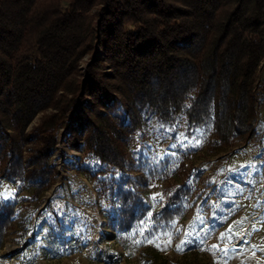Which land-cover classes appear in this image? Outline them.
Returning <instances> with one entry per match:
<instances>
[{
	"label": "trees",
	"instance_id": "16d2710c",
	"mask_svg": "<svg viewBox=\"0 0 264 264\" xmlns=\"http://www.w3.org/2000/svg\"><path fill=\"white\" fill-rule=\"evenodd\" d=\"M97 47L104 59H93ZM263 66L264 0H0L2 172L42 197L69 125L70 147L119 174L98 187L117 205L109 224L131 232L149 210L148 180L129 172L127 148L144 113L184 116L189 128L211 123L216 143L233 148L255 134ZM188 193L171 191L152 224L179 216ZM15 212L0 203V243ZM22 226L25 239L28 221Z\"/></svg>",
	"mask_w": 264,
	"mask_h": 264
},
{
	"label": "rangeland",
	"instance_id": "374dc122",
	"mask_svg": "<svg viewBox=\"0 0 264 264\" xmlns=\"http://www.w3.org/2000/svg\"><path fill=\"white\" fill-rule=\"evenodd\" d=\"M92 56L104 59L105 52L97 47ZM89 60L81 64L84 75ZM260 78L262 83L264 66ZM258 103L253 138L233 148L216 143L211 123L189 128L184 116L164 122L146 111L127 148L129 172L148 180L141 189L148 213L161 209L178 187L189 193L175 219L154 225L147 215L128 233L109 224L117 205L98 187L99 178L119 174L85 149L70 147L69 125L61 129L53 156L56 180L42 197L33 195L27 180L5 175L0 165V203L16 207L14 224L0 243V264H264L261 90ZM185 240L192 242L182 244Z\"/></svg>",
	"mask_w": 264,
	"mask_h": 264
},
{
	"label": "snow or ice",
	"instance_id": "6c2138e0",
	"mask_svg": "<svg viewBox=\"0 0 264 264\" xmlns=\"http://www.w3.org/2000/svg\"><path fill=\"white\" fill-rule=\"evenodd\" d=\"M197 143H199V141H197ZM157 195H159V194H157ZM153 199H155V197H153ZM151 215H152V213L149 212L148 216L151 217ZM191 242H192L191 240H185V241H182V244H188V243H191ZM201 243H203V241H201ZM178 247H180V246H178ZM214 247H216V246H214Z\"/></svg>",
	"mask_w": 264,
	"mask_h": 264
}]
</instances>
